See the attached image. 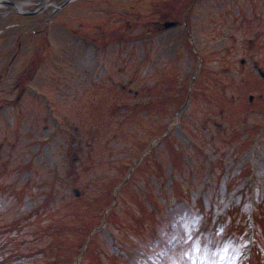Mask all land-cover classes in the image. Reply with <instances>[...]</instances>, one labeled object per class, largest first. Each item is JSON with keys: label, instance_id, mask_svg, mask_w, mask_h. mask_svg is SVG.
<instances>
[{"label": "rangeland", "instance_id": "1", "mask_svg": "<svg viewBox=\"0 0 264 264\" xmlns=\"http://www.w3.org/2000/svg\"><path fill=\"white\" fill-rule=\"evenodd\" d=\"M26 1L31 11L41 0ZM65 1L46 0L33 18L0 8V74L11 63L0 82V264H264V220L252 219L264 194V81L239 70L252 37L264 70V0L193 5L206 24L195 32L212 76L204 94L186 78L183 26L146 38L140 61L137 13L171 17L180 0ZM159 188L152 211L141 196Z\"/></svg>", "mask_w": 264, "mask_h": 264}, {"label": "flooded vegetation", "instance_id": "2", "mask_svg": "<svg viewBox=\"0 0 264 264\" xmlns=\"http://www.w3.org/2000/svg\"><path fill=\"white\" fill-rule=\"evenodd\" d=\"M188 1H192V0H187L185 4H187ZM154 2L156 3V1H154ZM139 13H140L139 15H140V17H141V15H143V14H142L141 12H139ZM34 15H37V14H34ZM161 15H162V14H161L160 10H159V11H157V10H156V11H153V16H154V18H153V20H151V24L153 25V27H155V28H157V29H160L161 27H164L166 22L173 21L172 18H170V19H168V18H163V17H161ZM176 15H177V14H176ZM176 15H175V17H176ZM138 21L140 22L141 27H142V29H143V31H144V26H145V24H144V21H143V17H141ZM202 25H203V24H202ZM202 25L200 26V29H199L201 32H203V31L201 30ZM185 26H188L189 29L192 30V27H193V19L189 16V13H188L187 16H186ZM199 30H198V31H199ZM142 35H143V37H144V34H143V33H142ZM160 41H163V42H164V40H160ZM42 42H43V40L41 41V43H42ZM158 43H159V42H158ZM21 44H22V41H21V40H18V42H17V46H18V47H21ZM249 47H250V50H251V44H249ZM241 63H244V60L241 61ZM27 69H28V66L25 67L24 72L21 74L20 77H18L17 80H19V81L14 83V85H13V87H14V91H18V90H19V92H21L23 89L25 90V88L22 89L21 86L24 84V81H25V79H26V77H27ZM0 82H1V74H0ZM20 87H21V88H20Z\"/></svg>", "mask_w": 264, "mask_h": 264}, {"label": "trees", "instance_id": "3", "mask_svg": "<svg viewBox=\"0 0 264 264\" xmlns=\"http://www.w3.org/2000/svg\"><path fill=\"white\" fill-rule=\"evenodd\" d=\"M263 210H264V209H263ZM259 219L262 220V221L264 220L263 211H261V215L259 216Z\"/></svg>", "mask_w": 264, "mask_h": 264}]
</instances>
